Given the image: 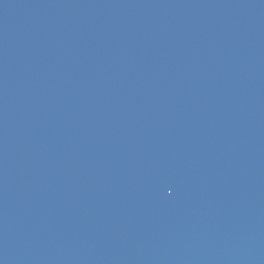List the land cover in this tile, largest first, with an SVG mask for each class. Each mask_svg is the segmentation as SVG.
<instances>
[{"label": "water", "instance_id": "1", "mask_svg": "<svg viewBox=\"0 0 264 264\" xmlns=\"http://www.w3.org/2000/svg\"><path fill=\"white\" fill-rule=\"evenodd\" d=\"M0 264H264V0H0Z\"/></svg>", "mask_w": 264, "mask_h": 264}]
</instances>
